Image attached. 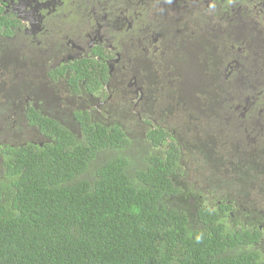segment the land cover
<instances>
[{"label": "trees", "instance_id": "obj_1", "mask_svg": "<svg viewBox=\"0 0 264 264\" xmlns=\"http://www.w3.org/2000/svg\"><path fill=\"white\" fill-rule=\"evenodd\" d=\"M260 57L252 58L250 69H260L251 70V80L220 81L218 70L204 64L194 92L184 96L186 118L200 116L193 109L205 115L196 134L206 145L199 151L211 173L219 161L232 164L223 152L249 172L235 182L248 188L238 198L216 193L213 180L208 197L187 180L188 160L174 126L139 118L144 137L132 138L118 122L105 124L83 110L107 68L97 73L82 59L48 72L55 81L51 90L80 103L63 109L76 130L68 118L39 110L34 100L25 108L26 94L36 95L40 83L20 79L16 111L44 139L0 144V264H264V199L249 194L264 187ZM23 66L8 70L10 80ZM155 76L156 93L163 82ZM120 80L127 89L128 77ZM127 99L133 107L132 92Z\"/></svg>", "mask_w": 264, "mask_h": 264}, {"label": "flooded vegetation", "instance_id": "obj_2", "mask_svg": "<svg viewBox=\"0 0 264 264\" xmlns=\"http://www.w3.org/2000/svg\"><path fill=\"white\" fill-rule=\"evenodd\" d=\"M0 26V77L21 63L25 85L37 74L54 83L49 71L82 59L97 73L107 68L82 108L92 115L93 103L107 104L121 88L126 98L134 94L139 118H147L145 109L162 96L154 90L156 73L170 112L173 102L182 108L184 96L194 92L204 64L218 70L220 81L234 82L251 80V70L260 69H250L252 58L264 59V0H0ZM35 96L26 94L25 108Z\"/></svg>", "mask_w": 264, "mask_h": 264}, {"label": "rangeland", "instance_id": "obj_3", "mask_svg": "<svg viewBox=\"0 0 264 264\" xmlns=\"http://www.w3.org/2000/svg\"><path fill=\"white\" fill-rule=\"evenodd\" d=\"M37 77L38 74L32 76L29 79L33 86L34 80H36ZM0 78V144L10 143L18 145L26 141H40L44 139L34 128L25 125L22 114L16 111V107L18 106L17 101H19L21 98V94L20 92L17 93V89L22 86V84H20V79L22 80V72L19 70L13 77L15 80H10L9 74L2 71ZM42 79V76L38 78L37 83H40V85L36 86L35 88V90H37L35 101H38V103L43 105L45 110L50 111L51 114L54 113L55 115H58L60 119L68 118V123L74 130H76V123L72 121V117L68 111L66 110V112L63 109H66L68 106H70V109L78 107V104H80L78 103V100H74V98L69 97L66 95V92H64L62 96L56 94L53 90H51L53 89L52 83H49L48 80L43 83ZM6 81L9 82L5 84ZM63 81L66 82L64 79ZM171 86L172 84H170V87ZM158 92L166 98L167 92L165 90L163 92ZM158 92H156V95L159 94ZM162 96H159L158 100H156L154 108H147L145 109V112L147 113L148 117L151 118L150 120H152L153 123L156 122L166 124V126H174L176 130L173 133L174 137L180 140L184 147V159L185 161L188 160L187 180L194 186L201 187L208 197H212L211 195L213 189H210L207 185V183H209L211 180H213L216 184V193L225 195L235 194L236 198H238V196L242 197V195H245L246 193L243 191H247L248 188L243 189V187L246 186L247 183L244 185L235 183L239 180L240 176L249 178L247 176L249 175V172H246V168L242 165L238 166V164H241V162H239V158L235 157V155L230 152H223L222 157H224L226 161H230L232 164H227L225 162L222 163L219 161L218 164H216L218 169L216 170L215 174L211 173V169L209 168L210 165L205 164L204 153L200 152L199 149L206 148V145L197 141L198 139L201 141V136L196 134V130L202 129L201 120L205 117L203 112L193 109L192 111L194 114L200 116L194 115V118H186L188 116L186 108L184 105H182L181 108L180 104L177 102H173L171 104V110L169 112V110L164 108V106L161 104L165 102V98ZM60 97L62 99H60ZM13 99L16 100L17 104ZM125 99H127L125 95L119 94L117 97H114L112 101L109 100L107 104L104 103V105L100 104L97 106L96 102L93 103L94 107L96 108L94 114L95 119L105 124L118 122L128 132L127 134L130 137L143 139L144 125L138 120V113H136L132 106L127 104ZM171 99L175 100L174 97H171ZM103 106L105 107V110L103 109ZM81 108H83V106H81ZM110 111L112 113L111 118L100 116V113L108 115ZM13 112L15 114H13ZM194 135L197 136L195 137ZM260 187L262 189L261 194L257 191V189H259L257 186L254 187L249 194L252 197L255 196V198L264 199V187Z\"/></svg>", "mask_w": 264, "mask_h": 264}]
</instances>
